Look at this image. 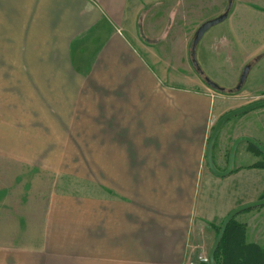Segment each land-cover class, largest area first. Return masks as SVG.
<instances>
[{
    "label": "crops",
    "instance_id": "1",
    "mask_svg": "<svg viewBox=\"0 0 264 264\" xmlns=\"http://www.w3.org/2000/svg\"><path fill=\"white\" fill-rule=\"evenodd\" d=\"M162 2L0 0V264L27 257L36 264H188L209 254L233 208L264 197V168L255 167L261 156L247 149L236 148L229 176L210 173L205 148L216 101L204 89L195 93L190 35L181 63L162 57L166 34L155 28L165 22L154 10ZM180 6L171 7L173 24ZM237 11L226 17L234 41L215 47L217 55L240 46L230 26ZM90 149L92 159L64 155ZM41 171L63 181L73 175L89 189L52 184L28 221L23 211L39 198ZM232 221L219 258L241 228L242 245L264 255V206Z\"/></svg>",
    "mask_w": 264,
    "mask_h": 264
},
{
    "label": "rangeland",
    "instance_id": "2",
    "mask_svg": "<svg viewBox=\"0 0 264 264\" xmlns=\"http://www.w3.org/2000/svg\"><path fill=\"white\" fill-rule=\"evenodd\" d=\"M227 0H163L162 6L155 8L154 10L160 11L162 13L163 22L157 25L155 32H162L166 34L165 38L162 39V43L159 50L162 54L164 60L168 62H178L181 63V58H187L191 62V46L192 39L198 29L204 22L208 21L210 15H214V19L220 14H230L233 10L237 9L236 14L231 18V27H237L238 31L236 34L237 39L240 40L239 48L236 49V53L232 55H217L216 48H223L226 46L227 41H234L233 34L229 33V19L212 26L203 38L200 39L196 45L194 51V60L197 65V77L199 78V87L195 89V93H204L203 89L211 94L216 101L215 114L212 116L209 125V134L213 129L216 121L228 111L234 109H240L243 106L249 105L254 102L264 100V0H235L233 1L231 7L227 8ZM180 4V10L177 15H175L174 24L171 23L170 11L171 7ZM229 16V15H228ZM209 18V20H211ZM162 25V26H161ZM197 28V29H196ZM187 35H190V48L187 52V57L185 54L181 53V46L183 40ZM216 47V48H215ZM255 56V57H254ZM254 57V58H252ZM249 66V72L247 77L240 89L236 90L239 82L240 74L243 69ZM175 67L178 70L184 71L183 66H169ZM191 76H195L196 68L191 66ZM213 82L220 88V86L226 88H221L222 90H216L211 88L205 80ZM203 81L202 84L200 81ZM236 81L235 86L228 89L227 84H231ZM225 83V84H224ZM193 87L191 89H194ZM248 92V93H247ZM223 114L219 117L217 114L219 112ZM219 117V118H218ZM241 135H246L264 147V108L253 110L249 113H245L236 117L229 119L224 123L220 133L212 148V160L213 164H217L218 157L225 163L222 165V169L226 167V161L229 147L233 140ZM207 136V137H208ZM40 137V136H39ZM83 137V136H82ZM77 146V145H73ZM87 146L93 148V143L87 144ZM221 147H226L224 153L221 152ZM237 153L242 149H247L249 152L256 156H261L262 159L260 164L264 165V154L257 153L253 147L248 143H240L237 147ZM93 150L77 151L69 150L65 153V158L68 160H75L79 157L78 154L84 155L87 159L93 158ZM236 164V161H235ZM216 167V166H215ZM71 174L76 175L78 171L77 167L68 168ZM73 175L69 180H56L55 177L46 175L44 171L38 173L37 182V192L39 193L38 199H32L35 202V206L28 210V213H24L23 217L28 221L31 220L32 210L36 211V215L42 209V195L40 192L49 191L53 184V189H68L69 191L78 192V190H87L89 188L87 184L79 183L78 179H75ZM86 187V188H85ZM31 212V213H30ZM29 225V222L26 223ZM23 223V226H26ZM219 228V227H218ZM28 231H23L24 235L28 234ZM208 255L206 253H202ZM257 262L258 264H264V255H259ZM260 261V262H259ZM22 264H36V260L31 261L29 257L23 258Z\"/></svg>",
    "mask_w": 264,
    "mask_h": 264
},
{
    "label": "water",
    "instance_id": "3",
    "mask_svg": "<svg viewBox=\"0 0 264 264\" xmlns=\"http://www.w3.org/2000/svg\"><path fill=\"white\" fill-rule=\"evenodd\" d=\"M230 3H229V7H230ZM227 12H225L224 14H220L218 17L208 20L206 22H204L200 27H198L194 38L192 39V46H191V61H192V65L194 67H197V65L195 64V60H194V51L196 48V45L198 44V42L200 41V38H202V36L204 35V33L206 31H208L212 26H215L221 22H223L226 17H227ZM250 67L246 66L243 69V72L240 74V78H239V82L238 85L235 86L236 90L240 89V86L243 85L247 74L249 72ZM206 83L213 89L219 90L221 91V88H218V86L216 84H214L213 82L209 81L208 79H206ZM264 108V100L263 101H258V102H254L251 103L249 105L243 106L240 109H234L231 111H228L227 113L223 114L217 121L216 124L214 125L213 129L211 130L210 135L208 136V140H207V145H206V150H205V161H206V165L210 171V173H212L213 175L220 177V178H224L230 175L232 169H233V159H234V155H235V151H236V147L240 144V143H248L250 144L253 148H255L258 152L264 154V147H262L261 144H259L256 140H254L253 138L246 136V135H241L237 138H235L233 140V142L231 143V146L229 147V151H228V156H227V166L223 171L218 170L215 165L213 164L212 160V148L214 147V143L215 140L217 138V135L219 134V131L221 130V128L223 127L224 123H226L229 119L245 114V113H249L253 110L256 109H261ZM264 206V197L253 201V202H249L246 203L241 206H238L236 208H233V210L231 212H229L227 214V216L224 218V220H222L221 225L219 227L218 232L216 233L215 239L213 241V244L211 245V249L209 251L208 254V259H209V264H216L215 259L213 258L215 256V252L218 248V245L220 244L222 237H223V233L225 232L228 224L233 220V218L235 216H237L238 214L247 211L249 209H253L256 207H261Z\"/></svg>",
    "mask_w": 264,
    "mask_h": 264
},
{
    "label": "trees",
    "instance_id": "4",
    "mask_svg": "<svg viewBox=\"0 0 264 264\" xmlns=\"http://www.w3.org/2000/svg\"><path fill=\"white\" fill-rule=\"evenodd\" d=\"M257 153L261 154L260 152H258L255 148H253ZM255 167H261L264 168L263 164H256ZM234 224L233 221H231L225 232L223 233V237L222 240L220 242V244L218 245V248L215 252V256L213 257L215 259L216 264H258L257 260L260 257L259 255H263L260 253V250L254 246H244L243 244V228L240 229V231L236 232L234 235V239H233V246L231 249V252L227 255V256H222L220 259L219 257L221 256L222 253V249L225 248V246L223 245L225 240L228 238V235L230 233L231 228H233ZM219 230V228L215 229V232L217 233ZM215 233V234H216ZM241 245L243 246L242 248L238 249V246ZM233 250V251H232ZM235 250V251H234ZM237 251L238 252H242V251H246V255L243 256L240 255L239 257H237ZM260 262V261H259Z\"/></svg>",
    "mask_w": 264,
    "mask_h": 264
},
{
    "label": "built area",
    "instance_id": "5",
    "mask_svg": "<svg viewBox=\"0 0 264 264\" xmlns=\"http://www.w3.org/2000/svg\"><path fill=\"white\" fill-rule=\"evenodd\" d=\"M194 262H189L188 264H209L208 255L199 253Z\"/></svg>",
    "mask_w": 264,
    "mask_h": 264
},
{
    "label": "flooded vegetation",
    "instance_id": "6",
    "mask_svg": "<svg viewBox=\"0 0 264 264\" xmlns=\"http://www.w3.org/2000/svg\"><path fill=\"white\" fill-rule=\"evenodd\" d=\"M233 1H235V0H227V1H226V2H227V8H228V9L231 7V6L229 7V3H230V5H232ZM224 13H225V12H224ZM228 15H229V14H228ZM228 15H227V16H228ZM195 68H196V71L199 72V70L197 69V67H195ZM205 82H206V80H205Z\"/></svg>",
    "mask_w": 264,
    "mask_h": 264
}]
</instances>
